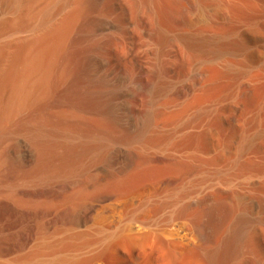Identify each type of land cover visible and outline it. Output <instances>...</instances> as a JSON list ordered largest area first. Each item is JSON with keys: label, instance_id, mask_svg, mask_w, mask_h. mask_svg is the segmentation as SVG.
<instances>
[{"label": "bare ground", "instance_id": "bare-ground-1", "mask_svg": "<svg viewBox=\"0 0 264 264\" xmlns=\"http://www.w3.org/2000/svg\"><path fill=\"white\" fill-rule=\"evenodd\" d=\"M136 5L151 11L149 34L156 42L145 52L159 58L170 38L162 0H0V211L18 228L8 240L0 231V264H100L110 244L123 238L142 242L150 232L132 213L113 226L102 211L87 219L97 186L74 182L107 168L121 145H136L135 156L143 159L159 146L197 150L209 136L210 119L224 125L219 106L235 96L233 86L243 95L247 86L264 91V9L194 0L199 28L180 39L197 52L195 67H215L231 81L229 92L198 105L182 121L157 122L152 105L141 113L132 102L144 93L156 101L171 82L160 62L146 68L143 55L123 40L122 18ZM217 15L226 21L223 28ZM185 58L181 65H191ZM203 76L198 72L195 84ZM215 84L203 83L202 90ZM263 113L264 96L243 130L238 163L264 135ZM239 165L251 175L256 169ZM181 214L176 209L171 218ZM252 223L241 213L213 245L201 229L161 234L170 244L199 248L210 264H248L247 248L257 252ZM253 261L264 264V258Z\"/></svg>", "mask_w": 264, "mask_h": 264}, {"label": "rangeland", "instance_id": "rangeland-1", "mask_svg": "<svg viewBox=\"0 0 264 264\" xmlns=\"http://www.w3.org/2000/svg\"><path fill=\"white\" fill-rule=\"evenodd\" d=\"M228 1L247 10L264 9V0ZM162 6L170 38L162 44L159 58L145 52L156 42L155 36L149 34L153 26L151 11L136 5L126 11L121 23L123 40L143 55V65L152 69L160 62L162 75L171 82L156 101L150 102L144 93L132 104L138 105L141 113L152 105L158 109L155 120L165 123L176 118L184 120L198 105L208 104L217 94L229 92L232 83L215 67L206 64L195 67L197 52L180 39L199 28L193 21L194 0H162ZM210 8L215 5L211 4ZM215 19L223 28L225 19L218 15ZM185 57L191 65H181ZM198 72L204 76L195 84ZM209 81H215V87L202 90V84ZM233 88L235 96L222 99L219 106V118L224 125L219 126L217 117L210 119L209 136L204 137L199 149L159 146L150 149L147 159H143L136 158V145H121L107 168L94 170L74 182V186H97L88 199V205H92L87 207V219L94 211H102L108 225L113 226L132 213L147 224L150 232L140 243L123 238L110 244L101 251L100 264H210L199 248L170 244L161 230L196 234L201 229L207 242L213 245L234 227L241 213L253 220L251 232L257 247V252L248 247L244 257L248 264H255L254 258H264V135L239 160L255 165L254 173H247L237 162L243 130L258 110L264 91L247 86L243 95ZM259 126L264 129V113ZM176 209L183 214L178 219L171 218ZM0 215V231L8 240L18 228L5 213L0 211Z\"/></svg>", "mask_w": 264, "mask_h": 264}]
</instances>
